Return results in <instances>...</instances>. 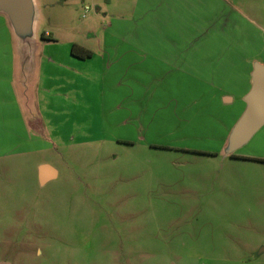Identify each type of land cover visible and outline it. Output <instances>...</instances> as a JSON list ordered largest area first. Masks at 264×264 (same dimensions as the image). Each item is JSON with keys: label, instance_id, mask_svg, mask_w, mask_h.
Wrapping results in <instances>:
<instances>
[{"label": "rangeland", "instance_id": "1", "mask_svg": "<svg viewBox=\"0 0 264 264\" xmlns=\"http://www.w3.org/2000/svg\"><path fill=\"white\" fill-rule=\"evenodd\" d=\"M36 1L35 37L15 54L14 81L28 132L46 145L0 157V256L264 264V126L234 152L251 158L223 157L226 142L211 147L219 135L204 109L221 103L201 74L173 65L169 45L229 43L264 59V0H180L159 14L147 0ZM130 33L160 46L126 50ZM74 42L99 51L72 73ZM108 43L124 48L112 64L98 55ZM224 109L233 122L243 98ZM39 161L58 170L45 185Z\"/></svg>", "mask_w": 264, "mask_h": 264}, {"label": "crops", "instance_id": "2", "mask_svg": "<svg viewBox=\"0 0 264 264\" xmlns=\"http://www.w3.org/2000/svg\"><path fill=\"white\" fill-rule=\"evenodd\" d=\"M33 1L35 4V8L37 9V1ZM177 1L180 0H147L145 4L157 3L158 6L151 12H153L154 14H159L164 11L163 6L166 4L167 9L165 11L174 12V5ZM144 18L145 17L139 19V22H141ZM156 19L159 18L156 17ZM147 27L148 26L141 27L140 24L139 29L141 36L145 32H147ZM137 34L138 33L132 36V34L130 33L129 38L132 41L127 42L126 45H123L127 48L126 50H129L128 48H131V50H145L150 49L151 47L160 46L159 43H156L155 45H149V43L139 41V39L136 37ZM33 36L35 37V34H33ZM21 44V39L14 34L7 15L4 12L0 11V157H4V155H7L11 148H20L24 146L25 148L32 149L38 148V146L46 145L42 138H36L34 135H31V133L28 132L29 126L24 122V118L21 116V106L17 97L16 83L14 81L15 54L20 51ZM73 44H77L80 50L82 48L91 51L90 56L80 58L71 54L70 50ZM169 45L172 46L173 49L178 50L179 53L174 56V60L171 59L173 55L167 56L165 58L167 62L173 60V65L179 67H183V65L187 64L195 72V74H201V76L204 77V83L212 84V90H210L208 93L212 98L218 99L221 103V106L204 109V119L211 120V125L217 128L216 134L219 135L218 137L211 139V147H214L213 144L223 145L226 142L224 146L225 148L230 130L235 124L234 122L237 121V119L240 117L239 115H241L242 113H239L238 115L236 114L237 116H234V121L232 122L231 119L233 117V114H231L232 117L230 116L227 120L224 118V107L233 104L235 101V97L238 99L244 97L251 86V71L253 62L255 60H258L264 64V59L257 57V54H254V56L252 57H249L247 54L241 55L242 49H240V47H238L237 45L234 46V44L230 45L229 43L224 48L222 47L223 44L217 45L213 43L211 45H208L204 43V40H202L201 42L191 43L170 42ZM123 46L117 43L103 44L101 46L102 54L98 55L100 56L102 61L106 59L105 61H107L109 64H112L115 61L116 57H118V50L124 49L122 48ZM236 47L238 48V53L235 52ZM67 50L70 53L67 61L72 66L70 69L72 73L77 72L79 66H81L80 63H86L82 61L92 59L93 56H95V52L99 51V49H90L88 46L76 42L71 43L69 49ZM203 51H207L208 55L206 56L204 54H201L202 58L195 59L194 61L192 60V52ZM67 55L68 53H66V56ZM191 60L192 62H190ZM229 121H231L232 123L229 125L230 129L225 134V140L222 138V136L224 134V129L229 124ZM196 131L199 130L196 129ZM200 131L204 133L203 129H201ZM235 151L236 150L231 152L234 155H230L229 153H226L224 151L223 157L235 159L251 158L245 157L243 155H235ZM207 154L217 156L218 152L213 151V149L210 148V152H208ZM45 167H49L52 170V173L49 176H43L41 173L42 169ZM57 176L58 170L50 163H48V161L37 162L36 177L40 185L47 184L50 180L55 179ZM14 258L15 257L0 256V264H16L17 262L14 260Z\"/></svg>", "mask_w": 264, "mask_h": 264}, {"label": "water", "instance_id": "3", "mask_svg": "<svg viewBox=\"0 0 264 264\" xmlns=\"http://www.w3.org/2000/svg\"><path fill=\"white\" fill-rule=\"evenodd\" d=\"M14 34L21 39V47L33 39L36 8L33 0H0ZM245 108L233 125L225 152L231 153L246 144L264 125V64L255 60L251 71V86L243 97Z\"/></svg>", "mask_w": 264, "mask_h": 264}, {"label": "trees", "instance_id": "4", "mask_svg": "<svg viewBox=\"0 0 264 264\" xmlns=\"http://www.w3.org/2000/svg\"><path fill=\"white\" fill-rule=\"evenodd\" d=\"M71 54L78 56L80 58H85L90 56L91 51L87 50V49H82L80 50L79 46L77 44H73L71 46V50H70Z\"/></svg>", "mask_w": 264, "mask_h": 264}, {"label": "bare ground", "instance_id": "5", "mask_svg": "<svg viewBox=\"0 0 264 264\" xmlns=\"http://www.w3.org/2000/svg\"><path fill=\"white\" fill-rule=\"evenodd\" d=\"M41 173H42L43 176H47V175L49 176L52 173V170L49 167L48 168L45 167V168L42 169Z\"/></svg>", "mask_w": 264, "mask_h": 264}, {"label": "built area", "instance_id": "6", "mask_svg": "<svg viewBox=\"0 0 264 264\" xmlns=\"http://www.w3.org/2000/svg\"><path fill=\"white\" fill-rule=\"evenodd\" d=\"M88 10H89V8L85 6V9H84L83 16H86V14H87Z\"/></svg>", "mask_w": 264, "mask_h": 264}, {"label": "flooded vegetation", "instance_id": "7", "mask_svg": "<svg viewBox=\"0 0 264 264\" xmlns=\"http://www.w3.org/2000/svg\"><path fill=\"white\" fill-rule=\"evenodd\" d=\"M230 155H234L233 153H229Z\"/></svg>", "mask_w": 264, "mask_h": 264}]
</instances>
